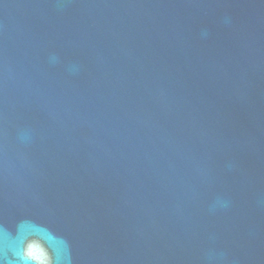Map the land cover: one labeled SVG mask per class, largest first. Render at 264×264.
I'll return each mask as SVG.
<instances>
[{
    "label": "water",
    "instance_id": "95a60500",
    "mask_svg": "<svg viewBox=\"0 0 264 264\" xmlns=\"http://www.w3.org/2000/svg\"><path fill=\"white\" fill-rule=\"evenodd\" d=\"M73 264H264V0H0V222Z\"/></svg>",
    "mask_w": 264,
    "mask_h": 264
},
{
    "label": "clouds",
    "instance_id": "9594fccd",
    "mask_svg": "<svg viewBox=\"0 0 264 264\" xmlns=\"http://www.w3.org/2000/svg\"><path fill=\"white\" fill-rule=\"evenodd\" d=\"M0 264H73L71 246L34 220L0 222Z\"/></svg>",
    "mask_w": 264,
    "mask_h": 264
}]
</instances>
